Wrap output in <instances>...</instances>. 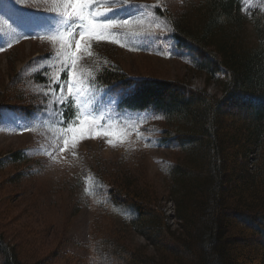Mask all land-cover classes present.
I'll use <instances>...</instances> for the list:
<instances>
[{"label": "rangeland", "instance_id": "obj_1", "mask_svg": "<svg viewBox=\"0 0 264 264\" xmlns=\"http://www.w3.org/2000/svg\"><path fill=\"white\" fill-rule=\"evenodd\" d=\"M201 1L93 0V15L119 11L115 19H127L129 24L91 40L88 50L80 52L76 70L83 74L85 102L79 104L69 98L66 57L56 58L64 49L60 37L54 41L52 35L61 33L63 44H71L72 50L75 46L69 32L57 23L53 0H0V46L4 45L0 51V235L20 258L66 264L65 251L91 256L95 212L108 209L122 216L129 214L112 209L107 195L109 185L125 173L158 193L169 222L175 225L172 200L176 194L169 168L179 162L181 153L162 139L167 124L149 110L118 107L117 97L94 83V74L99 67L118 66L132 75L183 79L199 88L205 86L184 50L183 54L177 48L165 16L183 13L193 24L199 20ZM241 6L246 15L251 9L264 12V0H241ZM242 37L246 45H256L248 21ZM62 86L65 103L58 104ZM207 91L219 94L214 84ZM86 110L89 118L95 117L113 135L80 139L77 132V142L71 147L69 128L79 126ZM231 121L227 120L229 133L235 132L236 126ZM64 139L69 140L71 150L59 151ZM128 245L153 251L134 231L128 235ZM240 250L246 256L253 254L247 245L228 247L233 255ZM2 258L0 254V264ZM240 261L247 260L242 257Z\"/></svg>", "mask_w": 264, "mask_h": 264}, {"label": "trees", "instance_id": "obj_2", "mask_svg": "<svg viewBox=\"0 0 264 264\" xmlns=\"http://www.w3.org/2000/svg\"><path fill=\"white\" fill-rule=\"evenodd\" d=\"M200 3V21L193 24L183 13L165 16L177 48L205 86L132 75L118 66L94 74L97 86L118 96L119 107L150 110L167 124L162 139L181 153L169 168L175 225L158 193L125 173L107 195L112 209L129 214L95 212L91 256L65 251L66 264H264V12L251 9L246 15L241 0ZM245 21L253 26L254 46L242 40ZM210 84L218 95L207 91ZM229 119L236 123L233 133ZM131 231L153 251L131 248ZM239 245L253 254L229 253L228 247ZM0 254L1 264H49L20 258L1 235Z\"/></svg>", "mask_w": 264, "mask_h": 264}, {"label": "snow or ice", "instance_id": "obj_3", "mask_svg": "<svg viewBox=\"0 0 264 264\" xmlns=\"http://www.w3.org/2000/svg\"><path fill=\"white\" fill-rule=\"evenodd\" d=\"M53 3L56 5L53 11L57 13V23L59 25H63L65 31L69 32V40L74 41L75 46V50H72L71 44H63V34L61 33L52 35L51 38L54 41L57 40V36L60 37L62 48L64 49L63 51L57 53L56 58L59 59L61 56L66 57L65 62L70 69L68 76L71 81V85L68 88L69 98L79 104H83L85 102L83 74H78L76 70L77 61L80 59V52L82 50H88V42L91 40L102 39L105 37L106 33L110 32L111 29L124 28L129 24V21L127 19H115V17L119 15V11H117L111 13V15L108 13H101V22L100 17L93 15L91 11L93 0H53ZM120 11H124V9L121 8ZM0 22H3L2 19H0ZM74 26L75 30L73 31ZM77 36L78 39H76ZM12 37L7 42L8 47H11V43L13 42ZM16 39H18V37H16ZM3 50L4 45L0 46V51ZM69 61L70 63H68ZM56 102L58 104L65 103L63 86L60 95L56 98ZM89 116L90 112L86 110L84 117L79 119V126L69 128V131L73 133L71 137V147H74L77 142V136L75 135L77 132L80 134V139L91 138L93 135H104L105 137L113 135V133L104 128L103 123L98 121L95 117L89 118ZM100 120L102 121L103 117H100ZM24 127L27 128L28 126L25 125ZM108 142L112 143V140L109 139ZM71 147L69 140L64 139L63 146L59 149V151H69L71 150Z\"/></svg>", "mask_w": 264, "mask_h": 264}]
</instances>
